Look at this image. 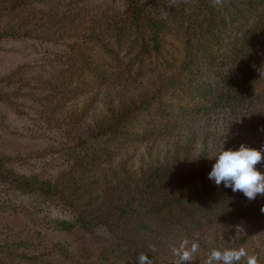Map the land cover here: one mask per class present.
<instances>
[{
	"label": "trees",
	"instance_id": "1",
	"mask_svg": "<svg viewBox=\"0 0 264 264\" xmlns=\"http://www.w3.org/2000/svg\"><path fill=\"white\" fill-rule=\"evenodd\" d=\"M0 20L65 37L41 45L65 168L20 170L0 143V264H170L184 238L188 264L240 246L264 264V195L208 178L221 150L264 147V0H0Z\"/></svg>",
	"mask_w": 264,
	"mask_h": 264
},
{
	"label": "rangeland",
	"instance_id": "2",
	"mask_svg": "<svg viewBox=\"0 0 264 264\" xmlns=\"http://www.w3.org/2000/svg\"><path fill=\"white\" fill-rule=\"evenodd\" d=\"M107 4L110 5L108 2ZM103 5L105 8V3ZM4 23L6 20H0V26H6ZM45 24L48 23L43 24L48 27L41 30L43 36L37 40L30 35L38 33L37 28L29 31V35L0 36V85L5 91L12 92L9 98L0 101V111L5 112L0 120L1 147L15 157L17 168L27 166L30 172L41 173L47 172V168L54 170L53 172L65 168L64 163L58 162L60 148L50 147L55 146L59 140V127L55 120L47 119L48 92L44 85L49 69L46 65L49 53L44 52L41 47L58 44L65 37L61 33L54 34V26ZM32 40L38 45L36 48L32 47ZM6 74L10 75L4 77ZM11 78L13 82H10ZM17 88L19 89L16 90ZM71 103L73 100H67L62 109L67 112ZM47 148L50 150H46ZM131 160L136 164L139 156L136 155Z\"/></svg>",
	"mask_w": 264,
	"mask_h": 264
},
{
	"label": "clouds",
	"instance_id": "3",
	"mask_svg": "<svg viewBox=\"0 0 264 264\" xmlns=\"http://www.w3.org/2000/svg\"><path fill=\"white\" fill-rule=\"evenodd\" d=\"M214 6L222 7L225 0H212ZM262 151L241 144L238 150H221L215 158L212 170L208 173L209 180L217 186L223 183L224 187H230L233 192L241 191L249 200H254L257 194L264 195V174L255 166L262 161ZM264 212V208L261 209ZM238 230L243 228L237 226ZM200 251L198 240L184 238L178 246L171 249L173 257L170 264H188L193 261ZM242 260L246 264H260L258 254H249L244 246L239 248H214L208 253L204 264H240ZM137 264H152L147 254L141 253L137 257Z\"/></svg>",
	"mask_w": 264,
	"mask_h": 264
}]
</instances>
